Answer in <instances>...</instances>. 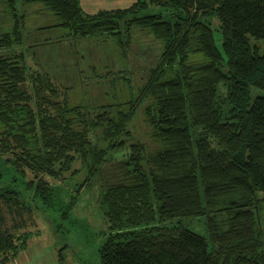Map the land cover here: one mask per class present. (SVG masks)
I'll return each instance as SVG.
<instances>
[{
	"label": "trees",
	"instance_id": "trees-1",
	"mask_svg": "<svg viewBox=\"0 0 264 264\" xmlns=\"http://www.w3.org/2000/svg\"><path fill=\"white\" fill-rule=\"evenodd\" d=\"M0 3V253L26 246L27 199L61 209L46 176L84 174L76 191L96 190L109 222L103 264H264V0ZM140 36L161 45L136 67ZM118 78L127 95L106 87Z\"/></svg>",
	"mask_w": 264,
	"mask_h": 264
},
{
	"label": "rangeland",
	"instance_id": "rangeland-1",
	"mask_svg": "<svg viewBox=\"0 0 264 264\" xmlns=\"http://www.w3.org/2000/svg\"><path fill=\"white\" fill-rule=\"evenodd\" d=\"M37 5L40 6V4ZM3 7V4L0 3V8ZM3 10L5 9L0 10V29L5 28V26L9 24L7 23L9 15ZM48 16L49 14L44 12L43 14H37L35 18L36 21H45ZM209 18L215 29L216 44L222 49V35L219 30V20L215 16H210ZM40 21L38 24L42 23ZM55 33L56 31L52 34L54 35ZM139 42L142 43L140 47H143L142 50L144 53L142 54V58L136 59V67L140 65L147 66L146 64L151 62V59L155 58L157 52L160 51L159 47L161 44L148 36H140ZM252 43L258 45L261 50L264 51V39L256 40L252 38ZM55 54L56 53L52 51V55ZM104 60L105 59L100 58L101 64L105 62ZM30 63H33V60H30ZM106 64L111 67L114 66L111 65V62H106ZM106 83L109 84L106 87L113 92V95H124V93L127 95L129 87L124 80L118 78L114 81L112 80L110 83L106 81ZM91 89L88 98L89 102H91L90 99H94L100 91L98 87H92ZM258 93L264 94V91L253 89L254 95ZM110 97L111 96L108 95V98ZM30 177L32 178V176ZM46 177L53 183L59 184L60 190L58 194L62 196V201L59 204L61 205V209L54 211L53 209L47 208L45 210L39 208L35 203L27 199L25 203L29 201L31 213L25 212L24 217L27 220L25 223L26 225L23 228L17 229L15 232L16 237L22 232H36L41 230L40 235L33 239L29 248L31 252L30 258L34 260V264L37 263L38 256L40 260L38 264H56L55 259H57L58 264H103L101 262L99 249L104 241V234L110 230V227L108 219L97 198L96 190L83 187L80 191H76L75 187L84 180V174L74 176L70 180H66L65 178L60 180L59 178L61 177ZM72 197H75V200H77L75 205L72 204ZM6 214V225L8 226L13 225V218L18 219L17 221L20 223L23 221L17 214L16 216L7 212ZM261 221L264 225V207L261 212ZM185 224L195 232L205 236L208 234L204 218L187 219L185 220ZM17 243L22 244V239H20V241L18 239Z\"/></svg>",
	"mask_w": 264,
	"mask_h": 264
},
{
	"label": "crops",
	"instance_id": "crops-1",
	"mask_svg": "<svg viewBox=\"0 0 264 264\" xmlns=\"http://www.w3.org/2000/svg\"><path fill=\"white\" fill-rule=\"evenodd\" d=\"M22 1V0H21ZM138 0H80V4L84 12L93 14L101 10H113L118 8H127L136 3ZM41 230L36 232H29L30 236L27 240L26 246L20 248L16 253L3 255L0 253V264H34V260L30 258L31 252L29 248L37 236H39ZM41 251L40 249H38ZM44 258V257H43ZM39 256L37 257V263L39 262ZM58 264L57 259H55ZM41 264V263H40Z\"/></svg>",
	"mask_w": 264,
	"mask_h": 264
}]
</instances>
